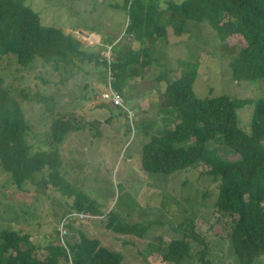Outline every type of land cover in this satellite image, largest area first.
<instances>
[{"label": "rangeland", "instance_id": "obj_1", "mask_svg": "<svg viewBox=\"0 0 264 264\" xmlns=\"http://www.w3.org/2000/svg\"><path fill=\"white\" fill-rule=\"evenodd\" d=\"M24 2L38 13L42 24L70 33L108 62L115 58L113 45L121 56L128 46L141 47L136 31L125 32L128 16L121 7L122 0ZM112 2L118 6L110 5ZM164 34L153 42L142 36L151 49V63L123 61L125 72L134 73L127 76L128 85L121 90L122 105L103 98L109 94V83L115 88L114 75L104 63L85 61L55 70L36 59L22 68L12 54L0 63L3 84L13 92H38L46 97L42 102L21 103L33 150L48 149L46 137L55 119L71 118L80 123L82 129L70 132L59 148L62 174L96 200L103 213L74 211L73 196L36 185L41 174L17 189L0 167V228L27 233L40 258L48 243L78 238L77 226L102 245L119 251L125 264H173L163 260V254L169 242L182 238L185 230L202 237L205 248L191 244L184 264H202V249L204 258L214 264H237L230 247L233 220L216 210L218 182L206 173L207 166L199 164L170 174L148 173L141 168V151L149 135L158 133L157 122L161 121L157 109L167 81L179 78L181 70L189 67L195 72L193 91L197 97H264V79L237 82L232 78L228 58L242 46L239 36L221 42L209 24L194 21H189L181 34L170 28ZM251 113L250 105L237 110L242 128L248 129ZM145 123L153 124L146 134L141 127ZM218 149L224 158H237L221 144ZM112 210L122 223L145 226L143 236L106 228L107 214ZM71 213H84V219L71 221L67 228L65 223L64 232L59 225Z\"/></svg>", "mask_w": 264, "mask_h": 264}, {"label": "trees", "instance_id": "obj_2", "mask_svg": "<svg viewBox=\"0 0 264 264\" xmlns=\"http://www.w3.org/2000/svg\"><path fill=\"white\" fill-rule=\"evenodd\" d=\"M110 5L117 7L118 3ZM121 7L128 16L125 32L136 31L141 47L128 46L121 56L113 45L115 58L108 62L70 33L42 24L38 13L24 0H0V63L12 54L22 68L40 59L60 70L66 67L62 65L95 60L110 69L114 86L120 91L128 85L127 76L134 73L125 72L124 60L151 63V49L145 45L143 35L153 42L165 36L166 28L181 34L188 22L194 21L209 24L218 41L228 42L232 36L243 41L237 54L228 58L235 81L264 79V0H122ZM194 80L195 72L187 67L181 70L179 78L167 81L157 109L161 121L157 122L158 133L149 135L142 145L141 168L148 173L170 174L206 165V173L218 182L216 210L233 220L230 247L237 264H264V97H197ZM3 83L0 75V167L8 181L22 189L25 183L34 181L35 174H41L36 185L73 196L74 211L102 215L96 200L69 182L61 170L59 148L70 132L82 129L80 123L71 118L55 119L46 137L48 149L33 150L27 140L30 127L21 103L42 102L46 97L38 92H13ZM247 105L252 107L248 129L239 125L237 115V110ZM152 125H141L145 134ZM219 144L237 158L222 157ZM107 216L105 226L115 233L143 236L147 229L137 223H122L113 210ZM74 229L78 238L48 243L44 257L40 258L27 233L0 228V264H125L119 251L102 245L77 226ZM183 233L182 238L169 242L163 260L184 264L191 244L205 248L202 237L186 230ZM203 249L202 264H214L204 258Z\"/></svg>", "mask_w": 264, "mask_h": 264}, {"label": "built area", "instance_id": "obj_3", "mask_svg": "<svg viewBox=\"0 0 264 264\" xmlns=\"http://www.w3.org/2000/svg\"><path fill=\"white\" fill-rule=\"evenodd\" d=\"M107 87H110L109 91H108L109 94L106 95L107 97H103V98L105 100H107V101L113 102L116 105H122L123 104L122 103L123 99H122L121 94L117 90H115L113 87H111L110 83L107 85ZM83 215H85V214L84 213H71V214H68L62 219L59 227H61L63 229V231L65 232V227H64L65 223H68L71 220H83L84 219V217H82ZM60 235L62 236L63 234L60 233Z\"/></svg>", "mask_w": 264, "mask_h": 264}, {"label": "clouds", "instance_id": "obj_4", "mask_svg": "<svg viewBox=\"0 0 264 264\" xmlns=\"http://www.w3.org/2000/svg\"><path fill=\"white\" fill-rule=\"evenodd\" d=\"M114 88V87H113ZM115 90H117L116 88H114ZM118 91V90H117ZM120 94H122V92H121V90L120 91H118ZM123 99V98H122ZM122 110H124V109H122ZM71 221H73V220H71ZM71 221H69V222H71ZM74 221H76V220H74ZM68 222V223H69ZM67 232V231H66ZM62 243H63V241H62Z\"/></svg>", "mask_w": 264, "mask_h": 264}, {"label": "crops", "instance_id": "obj_5", "mask_svg": "<svg viewBox=\"0 0 264 264\" xmlns=\"http://www.w3.org/2000/svg\"><path fill=\"white\" fill-rule=\"evenodd\" d=\"M103 103H104V101H103ZM114 109H117V110H119L118 108H115V107H114Z\"/></svg>", "mask_w": 264, "mask_h": 264}, {"label": "bare ground", "instance_id": "obj_6", "mask_svg": "<svg viewBox=\"0 0 264 264\" xmlns=\"http://www.w3.org/2000/svg\"><path fill=\"white\" fill-rule=\"evenodd\" d=\"M62 231L60 230V233H61Z\"/></svg>", "mask_w": 264, "mask_h": 264}]
</instances>
